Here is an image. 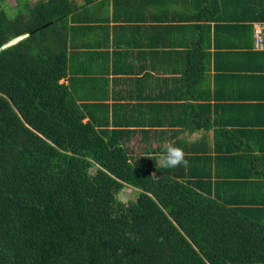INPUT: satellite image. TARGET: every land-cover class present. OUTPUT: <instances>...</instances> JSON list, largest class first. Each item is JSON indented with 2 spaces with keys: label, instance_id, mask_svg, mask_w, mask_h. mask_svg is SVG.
Masks as SVG:
<instances>
[{
  "label": "trees",
  "instance_id": "trees-1",
  "mask_svg": "<svg viewBox=\"0 0 264 264\" xmlns=\"http://www.w3.org/2000/svg\"><path fill=\"white\" fill-rule=\"evenodd\" d=\"M262 3L254 16L242 14L251 10L248 2L244 9L236 4L242 15L227 21L254 22L260 13L264 20ZM143 8L135 0L114 3L129 23L141 21ZM80 9L67 0H40L15 8L14 16L0 12V47L31 34L0 52V264H264V147L251 138L264 137L262 119L246 126L254 134L240 126L230 130L222 115L216 117L220 102L194 104L188 91H174L171 100L150 96L146 115L138 111L131 118L136 106L110 105L77 78L64 82L90 69L77 58L80 51L70 54L67 22L71 16L76 23L90 17V24L100 18L92 8ZM205 20H196L195 28L211 30L210 18L199 24ZM131 29L145 30L139 24ZM199 43L213 44L209 35ZM151 59L163 57L156 52ZM196 64L183 74L187 87L204 79ZM246 70L264 68L257 63ZM128 72L141 70L131 66ZM258 101L256 112H263L264 97ZM213 114L214 140L190 141L193 131L209 132ZM167 129L170 141L163 142ZM139 138L146 147L136 157L130 143ZM165 143L181 147L188 165L161 168ZM242 161H253L248 172ZM239 167L258 179L236 181ZM126 186L140 191L137 201L120 200ZM223 190L229 196L237 191V198L221 196Z\"/></svg>",
  "mask_w": 264,
  "mask_h": 264
},
{
  "label": "crops",
  "instance_id": "crops-1",
  "mask_svg": "<svg viewBox=\"0 0 264 264\" xmlns=\"http://www.w3.org/2000/svg\"><path fill=\"white\" fill-rule=\"evenodd\" d=\"M135 1L137 5V1L144 4L147 11L143 14L141 21L139 20L140 22L131 20L133 23H129L128 13L119 15L114 12V3L124 2L128 5V0H94L92 5H95L97 10L94 11L93 17L100 19L92 24H90V17H82L77 23L74 20L71 21L72 16L70 17L68 28L69 31L71 30L68 32L70 54L76 50L80 51L83 55H76L77 58L86 62L90 69L84 72L77 71L75 76L70 74L64 82L72 83V79L77 78V83L89 84L92 93L96 95L100 93L101 98L108 97L110 105L128 102L136 106L132 108L142 115H146V105L151 101L148 97L171 100L176 98L173 97L174 91L180 93L188 91L194 104L208 106L220 102L216 105L220 106V109L216 108L220 113L216 117L222 115L226 121L223 127L240 130L237 129L240 126L247 134L258 132L256 129H248L249 127L246 129V126H259L260 124L254 118L262 119L264 123V111L256 112L257 108L253 105L260 102L258 101L260 97H264V80L261 81L264 71L252 73L246 69L256 67L257 63L260 68H264V40L261 46L256 45L257 31L261 32L264 38V20L259 21L261 13L258 18H255L258 20L254 22L233 24L227 20L234 19L231 14L236 16L245 12L253 16L259 14L263 0ZM240 2H243L242 9L248 2L251 10H242L241 14V11L234 8ZM255 3L259 6L258 9ZM151 10L157 15L152 14ZM77 12L81 14L83 10L80 9ZM209 18L211 30L205 27L199 30L195 28L196 20L206 19L199 23L205 26ZM216 22L219 23L216 24ZM137 24L143 26L145 30L141 33L132 30L131 28ZM99 25V30H91L90 26ZM215 25L217 37L214 40ZM85 30L88 32L84 35ZM208 35L213 44L201 46L199 41ZM90 43L92 47H89ZM152 45L157 48H148ZM156 52L162 55L161 62H152L151 57ZM195 63H197L196 66L199 64L197 67L203 70L202 78L204 79L196 86L190 84L187 87L189 82L183 78V74H190L191 69L195 68ZM131 66H135L141 72L130 75L128 69ZM137 78L141 80L139 85H135ZM101 98L98 102H104ZM139 112H131L129 115L132 118ZM212 116L209 132L190 130L193 131L190 141H201L207 138L214 140L218 128H216L215 114ZM165 121L171 122L170 119ZM176 130L181 129L176 128ZM166 133L167 137L165 136L163 142H168V137L172 133L171 129H167ZM195 135L199 138L192 139ZM252 136L255 137H251L252 142L264 147V137L260 139L255 135ZM234 141H240V139L237 137ZM253 161H242L240 166L246 168L248 172L246 166ZM241 167L237 172L236 181L258 179L245 177L247 172L241 170ZM215 179L216 177L213 176L212 181ZM236 192H234L235 196H229L228 191L223 190L221 196L234 199V197L237 198Z\"/></svg>",
  "mask_w": 264,
  "mask_h": 264
},
{
  "label": "rangeland",
  "instance_id": "rangeland-1",
  "mask_svg": "<svg viewBox=\"0 0 264 264\" xmlns=\"http://www.w3.org/2000/svg\"><path fill=\"white\" fill-rule=\"evenodd\" d=\"M38 1L40 0H0V12H6V14H9L10 16H14L15 13V8H18L19 10H24V8L26 7H30V6H34ZM46 1V0H43ZM68 2H74L77 4V6H80L81 9H86L87 11H89V6L92 8V11L97 10V7L95 5H87L85 4V0H67ZM138 5L140 7H142V11L144 10L142 3H140L139 1H137ZM84 6V7H82ZM67 24L69 25V22H67ZM47 25V24H46ZM45 25V26H46ZM45 26H43L42 28H44ZM93 37V35H91ZM195 138H199V136L196 135L193 136L192 139ZM157 143L154 142L153 146H156ZM130 147L131 149L134 151V155L136 157L143 155V152H141L142 149H144L146 147V143H142V141L139 139H134L131 143H130ZM120 200L124 201V202H128V201H137V199L140 197V191L130 187V186H126L124 188V190L121 192V194L119 195Z\"/></svg>",
  "mask_w": 264,
  "mask_h": 264
},
{
  "label": "clouds",
  "instance_id": "clouds-1",
  "mask_svg": "<svg viewBox=\"0 0 264 264\" xmlns=\"http://www.w3.org/2000/svg\"><path fill=\"white\" fill-rule=\"evenodd\" d=\"M187 165L188 161L185 159V153L181 147L173 143L163 145V150L159 153V166L161 168L173 169Z\"/></svg>",
  "mask_w": 264,
  "mask_h": 264
},
{
  "label": "water",
  "instance_id": "water-1",
  "mask_svg": "<svg viewBox=\"0 0 264 264\" xmlns=\"http://www.w3.org/2000/svg\"><path fill=\"white\" fill-rule=\"evenodd\" d=\"M48 25H49V24H47L46 26H48ZM30 35H31L30 33H26V34H23V35H21V36L15 38V39H13V40L7 42L6 44H4V45H2V46L0 47V52L3 51V50H6V49H8V48H10V47H12V46H14V45H16V44H18V43H20L21 41H23V40H25L26 38H28Z\"/></svg>",
  "mask_w": 264,
  "mask_h": 264
},
{
  "label": "built area",
  "instance_id": "built-area-1",
  "mask_svg": "<svg viewBox=\"0 0 264 264\" xmlns=\"http://www.w3.org/2000/svg\"><path fill=\"white\" fill-rule=\"evenodd\" d=\"M263 40H264L263 35H261V32L257 31L256 32V45L261 46Z\"/></svg>",
  "mask_w": 264,
  "mask_h": 264
}]
</instances>
